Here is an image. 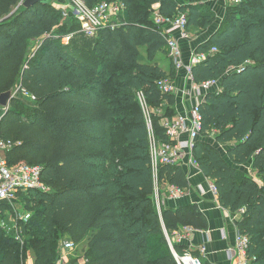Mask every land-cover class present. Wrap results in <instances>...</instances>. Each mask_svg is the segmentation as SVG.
I'll use <instances>...</instances> for the list:
<instances>
[{"label": "trees", "instance_id": "1", "mask_svg": "<svg viewBox=\"0 0 264 264\" xmlns=\"http://www.w3.org/2000/svg\"><path fill=\"white\" fill-rule=\"evenodd\" d=\"M23 0H0V96L21 85L7 109L0 106V137L13 143L11 165H40L48 190L19 197L35 212L18 230L35 240V264H56L62 236L73 240L85 264H178L166 231L185 226L204 230L208 219L196 204L166 208L155 202L150 131L139 100L150 108L175 103L158 81L171 78L160 57H169L168 38L152 19L151 7L187 14L188 27L208 28L212 13L194 0H85L89 6L120 1L123 25L96 36L53 3L25 7ZM224 22L197 51L196 82L219 80L221 89L201 103L203 132L194 156L218 188V202L232 212L244 209L237 226L250 238L247 250L264 264V0L228 5ZM73 34L68 44L63 38ZM43 40L30 53L31 44ZM217 51L213 52L212 48ZM175 114L172 107L168 110ZM160 117L153 129L166 140ZM214 133L226 155L206 138ZM124 156L117 157L116 137ZM256 171L261 182L243 168ZM160 181L186 189L180 165H163ZM37 219V224L34 223ZM0 264H26L20 242L2 233ZM180 254L181 246L174 245Z\"/></svg>", "mask_w": 264, "mask_h": 264}, {"label": "built area", "instance_id": "2", "mask_svg": "<svg viewBox=\"0 0 264 264\" xmlns=\"http://www.w3.org/2000/svg\"><path fill=\"white\" fill-rule=\"evenodd\" d=\"M68 2L70 3V11L73 10L74 16L80 23V32L89 37L96 36L104 28L115 29L123 25L120 16L125 11L126 6L120 1H102L93 6H89L85 0H68ZM242 2L243 0H227L226 8L228 5H238ZM64 14L67 13L64 12ZM154 15L155 23L167 35L168 56L170 60L177 72H187L186 74L191 79V90L196 95V102L190 111L174 114L171 117L160 120L167 138L162 141L155 134L153 123L149 121L150 107L146 101V97L143 92H139V100L146 115L150 131L151 167L155 182L154 194L158 208L161 211L164 200H162L160 195V168L163 165H180L184 167L186 158L188 157L187 164L200 169L199 163L194 156V149L204 128L201 103L205 100L208 92H211L213 89V91H219L221 85L219 80L196 82L193 77V66L205 60L206 53L194 52L189 64H185L183 61V51L179 41L189 40L191 36L187 14L181 12L175 16H166L161 14L160 11H156ZM72 36L73 34L65 36L62 40L63 43L68 44ZM212 51H217V48L213 47ZM158 86L163 93H176L177 88L172 78L159 80ZM19 90L29 95L21 85H18L17 90L14 89V95ZM12 146L13 143L0 137V201L14 202L18 199L20 193L27 192L30 189L48 190L49 188L42 180V166L30 165L25 162L13 165L9 163L7 151ZM210 189L214 194H218V188L214 182L210 185ZM168 192L167 197L176 199L184 194V189L170 184ZM239 212L242 214L244 209H241ZM183 229L186 232L194 230L188 226L183 227ZM249 242L250 238L248 236L238 233L235 248H231L229 251L231 258H234L236 262L235 264H255L254 259L249 258L247 253ZM171 245L178 264H203L200 258L193 256L189 252L180 254L172 243ZM77 247V244L73 240L65 241L58 264H70V255ZM84 260L85 262L87 261L86 258Z\"/></svg>", "mask_w": 264, "mask_h": 264}, {"label": "crops", "instance_id": "3", "mask_svg": "<svg viewBox=\"0 0 264 264\" xmlns=\"http://www.w3.org/2000/svg\"><path fill=\"white\" fill-rule=\"evenodd\" d=\"M226 3L227 0H212L211 2L212 7L214 8L213 10L217 12V16H219V18L223 15V6H226ZM152 7L156 11H160L159 3L153 4ZM213 27L214 28L208 27L209 30H206L205 32H198V35H200L198 36V40L192 39V33H190L191 36L189 40L179 41L182 47L183 61L185 64H189L193 53L198 52L197 48L201 44L207 42L219 29L220 25L218 20L217 24ZM190 30L191 29H189V31ZM160 61L164 70H166L169 74H172L171 78L177 88L175 93V103L171 106L172 109L175 114L190 111L196 102V95L191 90V79H189V76L186 74L187 72H177L172 61L167 56H161ZM213 90L211 92H217ZM165 104L168 105L167 103ZM211 135L214 136V133ZM210 141L214 147H217L220 150L221 148H224V154L226 155L227 145L218 143L215 138L213 141ZM187 160L188 157L186 158V164L183 168L189 178V187L184 189V194L181 197L171 199L167 197L170 183L161 180L160 195L162 200H164V204L162 205V210L160 211L155 199L156 206L162 216V211L166 208H178L184 205L196 204L207 217L208 228L204 230L193 228L194 230L192 232H186L183 227L172 232L166 231L168 241H170L173 245L181 246L184 252H189L193 256L200 258L203 264H235L236 262L234 258H231L229 251L231 248H235L236 236L239 233L237 223L241 218V214L239 211L232 212L230 209L222 207L218 202L217 195L210 189V185L213 183V180L205 176L200 169L187 164ZM18 200H20V197H18L16 201ZM1 202L9 205L7 201H0V203ZM6 210H8V208ZM61 252L58 254L56 264H58ZM74 252L70 255V264H84L85 257L83 256L77 259L74 256ZM28 264H35V260H33V258L29 259Z\"/></svg>", "mask_w": 264, "mask_h": 264}, {"label": "rangeland", "instance_id": "4", "mask_svg": "<svg viewBox=\"0 0 264 264\" xmlns=\"http://www.w3.org/2000/svg\"><path fill=\"white\" fill-rule=\"evenodd\" d=\"M182 3H185L186 1L180 0ZM212 0H194V3H202L207 6V10L212 13V23L210 24L209 28L217 24V20L219 22V25L221 26L224 22V16L226 13V6L224 5V12L223 15L219 18L217 16V12L214 11L212 5ZM58 8H60L62 11L66 12L67 14H64V19L62 20L63 23H65V20H68L69 17L74 16L73 10L70 11V3L68 0H61L55 3ZM152 9V19L154 20L156 10L151 7ZM220 13V12H219ZM124 14V13H122ZM75 17V16H74ZM209 28L204 29L202 26L199 27H191L190 33H192V39L198 40V32L209 30ZM196 36V37H195ZM194 37V38H193ZM43 42V40H36L31 44L30 53L33 54V52L39 47V45ZM18 87V86H17ZM17 87L15 88L17 90ZM20 93V90L17 92V94ZM171 107H169L166 104H163L159 108H150V118L149 121L152 122L153 115L159 116L162 120L166 117H171L172 111H168ZM153 123V122H152ZM212 138V139H211ZM208 141L214 140V136L210 135V137L206 138ZM122 137L117 136L115 139V145L119 148V151L117 152V157L124 156V150L122 149ZM211 142V141H210ZM122 144V145H121ZM221 152L224 154V148H221ZM225 155V154H224ZM245 171H247L250 175L254 176L258 181L261 182L260 176H258L256 171H252L249 167L243 168ZM6 203H0V236L3 237L2 233H6L7 236H10L20 242V256L22 259L25 260V263L28 264V260L32 259L35 260V245L30 246V242L34 241V238H31L29 236H23L21 232L18 230V224L20 221L22 222H29L35 217V212L30 210V208H27L25 205V202L20 199L18 201L14 202H8ZM8 208V210H6ZM10 208V209H9ZM34 223L37 224V219H34ZM168 238V237H167ZM69 237L62 236L58 239L56 250H58V254H60L62 250V246L65 241L69 240ZM75 258L79 259L83 257L82 254V248L77 247V249L74 252Z\"/></svg>", "mask_w": 264, "mask_h": 264}, {"label": "water", "instance_id": "5", "mask_svg": "<svg viewBox=\"0 0 264 264\" xmlns=\"http://www.w3.org/2000/svg\"><path fill=\"white\" fill-rule=\"evenodd\" d=\"M55 1H57V0H23L21 4L25 7H31L37 3L49 4V3H53ZM14 97H15L14 89H10L7 92L2 93L0 96V106L7 109L10 105V101Z\"/></svg>", "mask_w": 264, "mask_h": 264}]
</instances>
